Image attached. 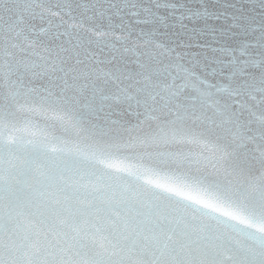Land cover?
Instances as JSON below:
<instances>
[{
	"label": "snow or ice",
	"instance_id": "snow-or-ice-1",
	"mask_svg": "<svg viewBox=\"0 0 264 264\" xmlns=\"http://www.w3.org/2000/svg\"><path fill=\"white\" fill-rule=\"evenodd\" d=\"M0 264H264V0H0Z\"/></svg>",
	"mask_w": 264,
	"mask_h": 264
}]
</instances>
